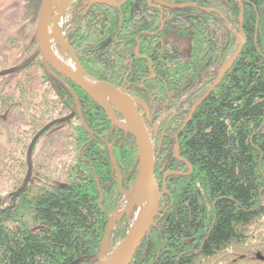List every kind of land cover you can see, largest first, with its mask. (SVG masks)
<instances>
[{
  "label": "trees",
  "instance_id": "trees-1",
  "mask_svg": "<svg viewBox=\"0 0 264 264\" xmlns=\"http://www.w3.org/2000/svg\"><path fill=\"white\" fill-rule=\"evenodd\" d=\"M18 1L19 26L3 46L6 53L0 48V264H72L100 251L110 215L123 198L108 146L129 190L138 172L137 142L123 129H112L101 105L73 85L93 134L79 114L50 127L34 147L31 180L19 191L32 139L69 116L75 100L63 85L59 94L53 90L37 60L20 68L30 58L23 61L30 42L36 45L43 0ZM163 1L183 6L164 9L161 31L160 10L147 0L83 9L76 0L69 9L66 35L88 74L127 86L150 108L165 101L168 110L179 112L161 123L165 156L156 170L164 162L180 167L174 135L238 47L226 20L245 34L241 54L181 132L180 155L192 170L184 163L189 173L169 177L163 212L130 264H243L245 255L263 262L264 0H242V23L237 0ZM184 41L190 44L187 53L179 48ZM142 54L158 73L143 86L150 71ZM155 88L163 101L152 100ZM130 226L125 216L115 233L120 227L124 238Z\"/></svg>",
  "mask_w": 264,
  "mask_h": 264
},
{
  "label": "water",
  "instance_id": "water-1",
  "mask_svg": "<svg viewBox=\"0 0 264 264\" xmlns=\"http://www.w3.org/2000/svg\"><path fill=\"white\" fill-rule=\"evenodd\" d=\"M73 1L75 0H43L37 20L38 51L28 62L20 66V68H24L25 66L30 64L35 59V57L39 53H41L48 71L50 70V64L58 71L60 75L57 74V76L60 77L61 80H64L63 77L70 79L75 84H77V86H79L82 90H84L96 103H98L105 109L107 115L112 121V129L114 127H119L123 129L126 134L130 133L135 137L137 142V156L139 166L135 181L129 190H124L123 178L121 176L119 168L116 166L120 190L122 195L126 197L129 206L124 208L119 214V207H117L114 213L110 215L109 224L100 251L94 255H88L78 258L72 263L79 264L86 261H94L96 262V264H130L139 247L146 239L147 235L151 232L152 228L156 225V221L159 215L163 212V200L166 194L168 193V189L165 182L162 186L156 175L155 156L152 140L144 118L139 110V104L146 106L145 103L141 99L133 97L128 91L127 87L122 88L108 81L97 80L90 76L83 68L66 35H64L62 31L61 33H54L58 20L63 17L65 11L68 9V7ZM87 1V4L89 6L99 3L117 7H120L124 2H126V0ZM153 1L159 4L160 7H166L169 9H179L183 6L170 4L162 0H149L150 3H152ZM237 1L241 4L240 20L242 23L244 19V5L242 0ZM226 21L229 22L228 20ZM229 28L233 30L234 34L238 38V47L233 53V55L222 64L219 70L218 77L212 84V86L201 98H199L194 103L188 118L178 131L177 135H180V133L186 127L187 123L191 120L198 106L201 105L215 90V88L221 83L228 70L232 67V65L242 52L245 43V34L243 30L241 29V31L238 32L234 30L230 25ZM54 42L61 45L65 50L69 51L75 61V68H72L70 65L66 64L62 59L59 58V56L55 53L54 49L52 48V43L54 44ZM65 84H67V82H65ZM67 86L73 94L76 109L69 117L54 120L51 123L47 124L33 138L28 149L29 169L25 184L21 188L20 192L24 191L26 185L31 180V176L33 173L34 147L38 142L40 136L44 134L50 127L54 126L58 122H65L69 120L75 115L76 111L78 110L79 116L84 127L88 131H90L91 134H93V131L89 129V127L84 121L79 96L77 95L73 87H71L69 84H67ZM108 95L117 97L121 103V107L117 108L108 104ZM114 108L123 115L126 121L124 124H120L117 121L115 116L116 110H114ZM126 123L128 126L126 125ZM178 149L179 141H177L175 144L176 155L179 154ZM111 160L113 164H116L112 150ZM189 167L191 171L192 167L190 164ZM170 173L177 174L179 172L171 171ZM145 204H147V206L142 217L138 219L137 215L134 224L131 226L130 230L128 231L127 235L122 240V242L113 251L107 253V246L109 243L110 235L115 224L120 221L124 215L130 216L135 207L140 208L142 205ZM260 259H263V257L260 256Z\"/></svg>",
  "mask_w": 264,
  "mask_h": 264
},
{
  "label": "rangeland",
  "instance_id": "rangeland-1",
  "mask_svg": "<svg viewBox=\"0 0 264 264\" xmlns=\"http://www.w3.org/2000/svg\"><path fill=\"white\" fill-rule=\"evenodd\" d=\"M84 1H86V2H88L87 0H84ZM83 2V1H82ZM18 5L16 8H14L13 6L14 5ZM22 4H23V2H22ZM22 4H21V2H19L18 0H0V48H2L3 50H4V53H6V51H5V49H7L8 47H3L4 45H6L7 46V41H8V37L9 36H12L13 34H14V32H15V30L18 28V26H19V22H17V19H16V17L18 16V14H19V12H20V9L22 8ZM70 6L68 7V9L65 11V13H64V15H63V17L61 18L62 20V33L64 34V35H66L67 34V30L69 29V26L71 25V21H70ZM53 17H54V15H53ZM227 22V21H226ZM227 24L228 25H230V23L229 22H227ZM231 26V25H230ZM91 36H92V34H91ZM32 45V46H31ZM54 46H55V49H56V53H57V55L59 56V58L60 59H62L66 64H68V65H70L71 67L72 66H76V64H75V62H74V60H73V58H72V56H71V54L69 53V51H67V50H65L61 45H59V44H57V43H55L54 42ZM29 48V47H28ZM181 49H182V51L183 52H185V53H187L189 50H190V44L187 42V41H184L182 44H181ZM34 50H35V47H34V45L30 42V51L26 54V57L24 56L23 58V61L24 60H26L29 56H31L32 54H33V52H34ZM19 52V51H18ZM4 53H0V57L2 56H4L3 54ZM20 53V52H19ZM223 64V63H222ZM222 66V65H221ZM221 66L218 68V69H216V71H217V73L219 74V70H220V68H221ZM218 74H217V77H218ZM217 77H216V79H217ZM202 80H204L205 79V73H203L202 74ZM215 79V80H216ZM215 82V81H214ZM213 82V83H214ZM165 84V86H166V83H164ZM46 85H47V83H46ZM212 86V84L209 86V88ZM120 87H122V86H120ZM122 88H125V86H123ZM208 88V89H209ZM133 97H135V98H138V99H141L144 103H145V105L146 106H144V105H140L139 104V106H144V107H147V106H149L148 105V103L146 102V100H144V99H142V98H140V97H138V96H134L133 95ZM194 105V104H193ZM193 105H192V107H193ZM76 106V105H75ZM192 107H191V109H192ZM76 108V107H75ZM104 109V108H103ZM142 109V108H141ZM191 109H190V112H191ZM73 110H75V109H73ZM114 110H116L115 108H114ZM104 111H105V109H104ZM106 112V111H105ZM142 114H143V118H144V121L145 122H150V124H151V127H149V126H147V128H148V131H149V134H150V137H151V140H152V144H153V149H154V156H155V164H156V162H158L159 161V159L161 160V161H163V158H164V156H165V153H164V151H162V148H163V146H162V144H161V142H162V136H160V133H158V137H154L155 136V134L157 133V132H155L156 130H155V127H157V128H159L160 129V126H161V123L163 122V120H164V118L166 117V116H162V115H157V116H154V115H152V113H149V114H146L145 113V111H144V109H142ZM73 113V112H72ZM107 114V113H106ZM190 114V113H189ZM108 116V115H107ZM115 116H116V119H117V121L120 123V124H124L123 122H125V119H124V117H123V115L118 111V110H116V113H115ZM189 116V115H188ZM109 117V116H108ZM110 119V118H109ZM110 121H111V119H110ZM186 121V120H185ZM183 126V125H182ZM181 126V127H182ZM45 127V126H44ZM180 127V128H181ZM111 128H112V121H111ZM180 130V129H179ZM178 130V131H179ZM40 131V130H39ZM38 131V132H39ZM37 132V133H38ZM178 133V132H177ZM177 133L174 135L175 136V142H174V144H173V153H174V155L176 156V159L178 160V161H180V167L179 168H169L168 167V163H166V162H164L163 163V166H162V168H164V164L166 163L167 165H166V168H165V171H166V173H170L171 171H176V172H179V173H177V174H173L174 176H179V175H183V174H187V173H189V171H184L185 170V165H184V163H183V161L181 160V155H180V135H177ZM165 134L166 133H163V135L165 136ZM181 134V133H180ZM43 135V134H42ZM41 135V136H42ZM36 136V135H35ZM34 136V137H35ZM40 136V137H41ZM47 136L48 135H46V136H44V138L41 140V142L39 143V147H38V149H37V152H38V154H39V152H40V150H41V147H42V143L44 142V140H46V138H47ZM33 140V139H32ZM39 140V139H38ZM177 141H179V149H178V155H176V153H175V144H176V142ZM32 142V141H31ZM31 144V143H30ZM30 146V145H29ZM108 148H109V150H110V155H111V150H112V153H113V147L111 146V145H109L108 146ZM113 155H114V153H113ZM38 158V157H37ZM115 158V157H114ZM115 162H116V159H115ZM113 164V163H112ZM113 166L114 167H116L117 166V163L116 164H113ZM33 168H34V161H33ZM169 170H171V171H169ZM121 173V172H120ZM33 174V173H32ZM165 174V173H164ZM121 176H122V174H121ZM163 177V175L160 177V178H162ZM118 178V177H117ZM123 178V177H122ZM168 179L169 178H167L166 180H165V183H166V186H167V189H168V193L166 194V196L170 193V191H169V188H168ZM30 182V181H29ZM118 182H119V180H118ZM25 184V183H24ZM29 184V183H28ZM27 184V185H28ZM26 185V186H27ZM24 186V185H23ZM22 186V187H23ZM21 190V189H20ZM19 190V191H20ZM122 194V193H121ZM123 196V195H122ZM165 196V197H166ZM126 200V197L125 196H123V198H122V200H121V202L119 203V205H118V207L122 204V202L123 201H125ZM164 202H163V206H162V209H164ZM117 209V208H116ZM115 209V210H116ZM114 210V211H115ZM138 210H139V208L138 207H135L134 208V210L132 211V213L130 214V216H127V215H124L123 217H127V219L130 221V223H131V226L134 224V222H135V220H136V218H137V214H138ZM114 212H112L111 214H113ZM162 214V213H161ZM160 216V215H159ZM122 217V218H123ZM121 221V220H120ZM119 222V221H118ZM118 222L115 224V226H114V228H113V230H112V233H111V235H110V239H109V243H108V246H107V253L108 252H111V251H113L121 242H122V240L125 238H123V234L119 231L120 230V227H119V230H118V234H116L115 233V228L117 227V224H118ZM131 226H130V228H131ZM130 228H129V230H130ZM128 230V231H129ZM128 231H127V233H128ZM127 235V234H126ZM123 238V239H122ZM102 246V245H101ZM245 258H244V260L245 261H243V264H248V263H250V262H255V263H252V264H264V261L263 262H258V261H256L255 259H252V258H250L249 257V255H245L244 256ZM263 257V256H262ZM253 258H256V256H254ZM246 262V263H245ZM96 263V262H95Z\"/></svg>",
  "mask_w": 264,
  "mask_h": 264
},
{
  "label": "flooded vegetation",
  "instance_id": "flooded-vegetation-1",
  "mask_svg": "<svg viewBox=\"0 0 264 264\" xmlns=\"http://www.w3.org/2000/svg\"><path fill=\"white\" fill-rule=\"evenodd\" d=\"M83 1V3H82V5L80 6V9H83V8H89L90 6L87 4V2L86 1H84V0H82ZM127 1V0H126ZM148 1V3H149V5L150 6H153V7H155V8H157V9H159L160 10V18H161V28H160V30L159 31H161V29L163 28V26H164V21H165V19H164V9L166 8V7H160V5L159 4H157L155 1H153L152 3H150L149 2V0H147ZM163 1V0H162ZM125 3V2H124ZM114 7H117V6H114ZM167 9H169V8H167ZM163 11V12H162ZM86 12V11H85ZM85 12H84V14H85ZM148 33V32H147ZM66 37H67V35H66ZM68 38V37H67ZM35 40L36 41H33V42H35L36 43V45L34 46L35 47V50H34V52H33V54L30 56V58H28V60L26 61V62H28L36 53H37V51H38V40H37V28H36V36H35ZM183 42H181L180 43V45H179V48H180V50H182L181 49V44H182ZM72 46V45H71ZM73 48V47H72ZM74 49V48H73ZM75 51V50H74ZM138 52H139V49L138 50H136V53L138 54ZM55 53H56V51H55ZM76 53V52H75ZM57 54V53H56ZM77 55V54H76ZM78 57V56H77ZM141 57H144V58H146L147 60H148V66H149V71H150V74L148 75V76H146V78H144L143 79V81H142V84H141V86H143V84L146 82V81H153V80H155V79H157L158 78V73L156 72V69H155V64H154V62L151 60V58H149V55H147V54H142L141 55ZM79 59V58H78ZM34 60H37L38 61V63L41 65V67H42V70H43V72H44V76H45V80H46V82L53 88V90L54 91H56L57 93H58V91H59V89L61 88V85H63V86H65L69 91H70V89L68 88V86H67V84H69L71 87H73L74 88V86L73 85H76L77 86V84H75L73 81H71L70 79H67V78H65V77H63L64 78V80H61V78L60 77H58L57 76V74L58 75H60L59 73H58V71L53 67V66H51L50 64H49V67H50V70L48 71V69L46 68V65H45V61H44V58H43V56H42V54L41 53H39L36 57H35V59ZM33 60V61H34ZM74 60V59H73ZM80 61V60H79ZM25 62V63H26ZM25 63H23V64H25ZM22 64V65H23ZM72 68H75V66H73ZM84 68V67H83ZM86 71V70H85ZM87 72V71H86ZM90 75V74H89ZM91 76V75H90ZM93 77V76H92ZM93 78H95V77H93ZM96 79V78H95ZM98 80V79H97ZM65 82H67V84H65ZM157 85L156 86H158V83H156ZM79 87V86H78ZM127 87V86H126ZM127 89H128V87H127ZM74 90H75V88H74ZM76 91V90H75ZM129 91V90H128ZM208 91V90H207ZM206 91V92H207ZM71 92V91H70ZM205 92V93H206ZM77 93V92H76ZM155 93H156V95L153 97V99L152 100H155V101H163V99H160L159 97H160V91H159V89H157V88H155ZM204 93V94H205ZM59 94V93H58ZM71 94H72V92H71ZM131 94V93H130ZM203 94V95H204ZM73 95V94H72ZM78 95V94H77ZM132 95V94H131ZM202 95V96H203ZM133 96V95H132ZM171 96V95H170ZM169 96V97H170ZM201 96V97H202ZM200 97V98H201ZM143 99V98H142ZM80 105H81V103H80ZM76 107V106H75ZM102 107V106H101ZM103 108V107H102ZM144 109V111H145V113L146 114H149V113H152V115H154V116H157V115H162V116H169V115H176V114H179V112L177 111V110H175V109H171V110H168V103L167 102H162L160 105L158 104V103H155L153 106H152V108H150L149 106H147V107H144V106H139V110H140V112H141V114L143 113L142 112V109ZM74 109H76V108H74ZM104 110V109H103ZM74 111V110H73ZM82 111V110H81ZM190 113V112H189ZM72 114V113H71ZM70 114V115H71ZM76 114H79L78 113V110L76 111V113H75V115ZM69 115V116H70ZM189 115V114H188ZM69 116H67V117H69ZM142 116H143V114H142ZM63 118H65V117H63ZM187 118H188V116H187ZM61 119V118H60ZM58 120V119H57ZM146 123V125L147 126H149V127H151V124H150V122H145ZM157 129V130H156ZM155 132H157L156 134H155V138L156 137H158V133H159V128H157V127H155ZM181 160L183 161V163H185V164H187L188 165V162H187V160L185 159V158H183V157H181ZM166 163L164 164V168H158V170H156V168H155V171H156V175H157V177H158V179H159V181H160V183L162 184V186H163V184H164V182H165V179H167V178H169L171 175H173L172 173H166V171H165V168H166ZM155 166H156V164H155ZM189 166V165H188ZM169 171H171V170H169ZM165 173V174H164ZM163 175V177L162 178H160L161 176ZM164 199H165V197H164ZM163 202H164V200H163ZM161 215V214H160Z\"/></svg>",
  "mask_w": 264,
  "mask_h": 264
},
{
  "label": "bare ground",
  "instance_id": "bare-ground-1",
  "mask_svg": "<svg viewBox=\"0 0 264 264\" xmlns=\"http://www.w3.org/2000/svg\"><path fill=\"white\" fill-rule=\"evenodd\" d=\"M62 19L60 18L59 20H58V23H57V25H56V30L54 31V33H61V31H62V21H61ZM52 48L54 49V51H56V49H55V46H54V44L52 43ZM73 67V66H72ZM107 101H108V104H110L111 106H114V107H117V108H120L121 107V103H120V101L118 100V98L117 97H113V96H111V95H108L107 96ZM126 122V121H125ZM125 122H123V123H125ZM126 125H127V123H126ZM128 126V125H127ZM129 206V204H128V202H127V200H125V201H123L122 202V204L119 206V208H118V214L124 209V208H126V207H128ZM146 206H147V204H145V205H142L140 208H139V210H138V219L139 218H141L142 217V215L144 214V212H145V210H146Z\"/></svg>",
  "mask_w": 264,
  "mask_h": 264
}]
</instances>
